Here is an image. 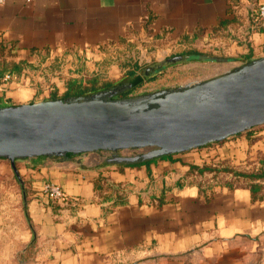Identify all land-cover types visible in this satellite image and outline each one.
Segmentation results:
<instances>
[{
	"label": "crops",
	"instance_id": "crops-1",
	"mask_svg": "<svg viewBox=\"0 0 264 264\" xmlns=\"http://www.w3.org/2000/svg\"><path fill=\"white\" fill-rule=\"evenodd\" d=\"M263 2L5 0L0 105L95 75L138 76L131 93L163 73L140 75L159 45L208 47L232 66L264 56V22L252 17ZM105 155L19 159L17 175L0 158V264H264V124L137 164Z\"/></svg>",
	"mask_w": 264,
	"mask_h": 264
},
{
	"label": "water",
	"instance_id": "water-1",
	"mask_svg": "<svg viewBox=\"0 0 264 264\" xmlns=\"http://www.w3.org/2000/svg\"><path fill=\"white\" fill-rule=\"evenodd\" d=\"M231 62L225 56L183 52L144 66L149 78L190 60ZM121 81L80 95L0 105V158H69L106 153L104 161L137 164L221 141L264 124V56L221 73L156 91L129 94ZM128 93V94H126ZM123 149H147L120 154Z\"/></svg>",
	"mask_w": 264,
	"mask_h": 264
},
{
	"label": "rangeland",
	"instance_id": "rangeland-1",
	"mask_svg": "<svg viewBox=\"0 0 264 264\" xmlns=\"http://www.w3.org/2000/svg\"><path fill=\"white\" fill-rule=\"evenodd\" d=\"M190 49V50H195L198 52H202V53H208L211 51L208 50V47H202L200 46H194L191 44H185L184 46H179L177 48H167V45L163 46V45H159V46H155L151 47L148 49L147 52L144 53V58L143 61L144 63H153L157 60L163 59L165 57L171 56L175 51L179 50V49ZM211 53V52H210ZM218 53V52H215ZM135 54H137L135 52ZM139 54V53H138ZM232 66V63L229 62H203V61H198V60H190L187 62H183V63H178V64H174L171 66L166 67L165 69H163V73H168L170 75L168 84L170 86H176L179 83L183 84L186 82H190L193 80H201V79H205V78H209L211 76H214L216 74L221 73L223 70L230 68ZM159 73V72H158ZM157 73V74H158ZM160 75V74H159ZM128 79V76L125 74H118V76L116 78L112 77L109 80H100L99 78H95V84L94 87L89 88L87 92H90V90H92L93 88H104L108 85L111 84H115L121 81H126ZM97 80V81H96ZM153 83V82H152ZM84 85L90 87L91 82L87 81V83H85ZM106 85V86H105ZM150 86H145V90L142 91V93L144 92H151V91H156L160 88H152L150 89ZM141 93V92H138ZM64 94V92H59L57 93V91L54 92V96L50 95L47 98L51 99V98H58V97H62ZM129 94H137L135 92H131ZM52 96V97H51ZM147 149H140L139 151H133V153H137V152H141V151H145ZM120 154H125V155H129L131 153L130 150L128 149H123L119 151ZM131 155V154H130Z\"/></svg>",
	"mask_w": 264,
	"mask_h": 264
},
{
	"label": "built area",
	"instance_id": "built-area-1",
	"mask_svg": "<svg viewBox=\"0 0 264 264\" xmlns=\"http://www.w3.org/2000/svg\"><path fill=\"white\" fill-rule=\"evenodd\" d=\"M5 0H0V7L2 6V4L4 3ZM253 19L254 21L257 22H264V2L258 4L257 6L254 7L253 11ZM175 53V52H174ZM173 53V54H174ZM172 54V55H173ZM96 78L98 77V75H95ZM99 78V77H98ZM170 75L168 73H162L160 74L158 77H156L155 79H152L151 81H148L147 83L141 85L139 87V89H135L132 92L138 93L145 90V86H150V89L154 88H164V87H170V85L168 84ZM11 79V75L10 74H5L2 79L0 78V82L1 80L4 81H8ZM106 79H110V78H106ZM153 82V83H152ZM66 87V85H65ZM66 89V88H65ZM144 93V92H143ZM131 151L130 154H134L133 151H139L138 149H128ZM44 189L48 195V198L53 201V202H61V201H65L66 196L63 193V191L60 189V187L54 183H46L44 186Z\"/></svg>",
	"mask_w": 264,
	"mask_h": 264
},
{
	"label": "trees",
	"instance_id": "trees-1",
	"mask_svg": "<svg viewBox=\"0 0 264 264\" xmlns=\"http://www.w3.org/2000/svg\"><path fill=\"white\" fill-rule=\"evenodd\" d=\"M182 51L198 52V51L190 50V49H188V50L183 49ZM90 82H91V85H90V87H88L86 85H83L82 82L79 81L78 79H70L68 81L67 89H66V91H65V93L63 94L62 97L80 95V94L87 93V91H89L88 90L89 88L94 87L95 80H91ZM97 89H100V88H93L90 91H94V90H97ZM126 94H128V93H126Z\"/></svg>",
	"mask_w": 264,
	"mask_h": 264
},
{
	"label": "flooded vegetation",
	"instance_id": "flooded-vegetation-1",
	"mask_svg": "<svg viewBox=\"0 0 264 264\" xmlns=\"http://www.w3.org/2000/svg\"><path fill=\"white\" fill-rule=\"evenodd\" d=\"M187 52H189V51H187Z\"/></svg>",
	"mask_w": 264,
	"mask_h": 264
}]
</instances>
